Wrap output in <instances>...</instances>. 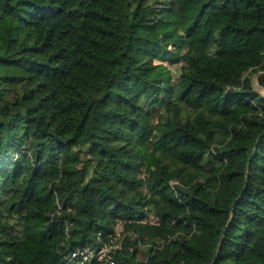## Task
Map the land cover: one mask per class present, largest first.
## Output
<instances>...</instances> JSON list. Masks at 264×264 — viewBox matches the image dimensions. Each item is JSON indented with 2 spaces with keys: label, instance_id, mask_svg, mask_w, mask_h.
<instances>
[{
  "label": "trees",
  "instance_id": "16d2710c",
  "mask_svg": "<svg viewBox=\"0 0 264 264\" xmlns=\"http://www.w3.org/2000/svg\"><path fill=\"white\" fill-rule=\"evenodd\" d=\"M261 72L264 0H0V264H264Z\"/></svg>",
  "mask_w": 264,
  "mask_h": 264
},
{
  "label": "built area",
  "instance_id": "2783aa9c",
  "mask_svg": "<svg viewBox=\"0 0 264 264\" xmlns=\"http://www.w3.org/2000/svg\"><path fill=\"white\" fill-rule=\"evenodd\" d=\"M123 230L118 227L115 234L108 237V241L101 247L87 246L73 252L72 258L82 262L94 261L96 264H116L114 255L123 246Z\"/></svg>",
  "mask_w": 264,
  "mask_h": 264
},
{
  "label": "water",
  "instance_id": "95a60500",
  "mask_svg": "<svg viewBox=\"0 0 264 264\" xmlns=\"http://www.w3.org/2000/svg\"><path fill=\"white\" fill-rule=\"evenodd\" d=\"M263 75H264V72H261V73L255 75V77L253 78V86H254V88H255L259 93H264V87H262L261 85L258 84L257 79H258V77L263 76ZM255 151H256V147H255ZM248 178H249V176H248V173H247V175H246V185H247V183H248ZM245 187H246V186H245ZM240 197H241V196H240ZM240 197H238V198L236 199V201L234 202V204H236V203L238 202V200L240 199ZM232 211H233V208H232ZM229 224H230V221L228 222L227 227L229 226ZM225 231H226V229L223 230L222 235H221V238L223 237Z\"/></svg>",
  "mask_w": 264,
  "mask_h": 264
},
{
  "label": "rangeland",
  "instance_id": "374dc122",
  "mask_svg": "<svg viewBox=\"0 0 264 264\" xmlns=\"http://www.w3.org/2000/svg\"><path fill=\"white\" fill-rule=\"evenodd\" d=\"M153 220H155V219H153ZM152 220V221H153ZM2 262V260L0 259V263ZM6 264H10V260H8L7 262H6Z\"/></svg>",
  "mask_w": 264,
  "mask_h": 264
}]
</instances>
